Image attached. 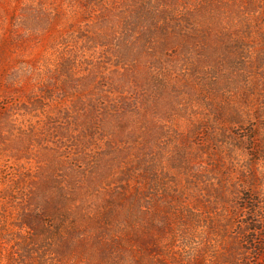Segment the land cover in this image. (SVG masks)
I'll list each match as a JSON object with an SVG mask.
<instances>
[{
  "label": "rangeland",
  "instance_id": "1",
  "mask_svg": "<svg viewBox=\"0 0 264 264\" xmlns=\"http://www.w3.org/2000/svg\"><path fill=\"white\" fill-rule=\"evenodd\" d=\"M0 264H264V0H0Z\"/></svg>",
  "mask_w": 264,
  "mask_h": 264
}]
</instances>
